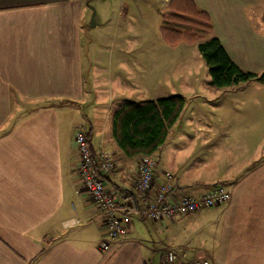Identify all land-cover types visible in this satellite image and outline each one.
I'll return each instance as SVG.
<instances>
[{"label": "crops", "instance_id": "crops-1", "mask_svg": "<svg viewBox=\"0 0 264 264\" xmlns=\"http://www.w3.org/2000/svg\"><path fill=\"white\" fill-rule=\"evenodd\" d=\"M92 1L0 0V264H167L170 248L184 252L179 264L199 259L264 264V84L258 82L228 88H249L242 101L254 94L251 105H216L213 92L187 120L185 98L179 121L154 154L157 182L164 172L173 174L178 196L222 185L231 200L177 221L145 223L132 215L128 239L109 252L100 247L104 218L77 177L75 134L78 128L88 134L93 155L99 148L119 151L110 136L113 100L164 96L146 95L155 90L138 82L131 69L127 89L120 79L114 83L125 91L100 97V61L89 63L90 76L84 64L89 33L100 24L94 22L95 12L90 14ZM136 1L159 14L162 26L174 0ZM191 1L208 14L214 34L239 68L264 72V14L248 13L260 0ZM116 14L127 18L130 12L120 2ZM121 39L124 43H111V61L118 52L126 56L137 50L131 38ZM182 43L187 42L175 45ZM137 63L123 60L118 66L136 68ZM91 92L98 107L107 104L103 120L93 115L84 118L85 125L71 126L64 117L67 107L78 114ZM116 157L117 172L108 186L128 203L122 195L133 186L139 159L120 151ZM142 224L145 238L137 235Z\"/></svg>", "mask_w": 264, "mask_h": 264}, {"label": "rangeland", "instance_id": "rangeland-1", "mask_svg": "<svg viewBox=\"0 0 264 264\" xmlns=\"http://www.w3.org/2000/svg\"><path fill=\"white\" fill-rule=\"evenodd\" d=\"M155 1L156 0H153V2ZM120 2L124 10H129L130 12L127 18H125L126 14H120V16L117 17L116 12ZM99 4L101 5L100 7ZM256 6V8L248 9V13L264 14V0H260ZM90 7L93 9L90 8V14H92L93 11L95 12L94 22L100 24L89 33L87 56L84 57V64L87 65L88 68H85L89 71L90 76L94 68H91L89 63L95 58L100 61L97 68L98 72H100L99 75L104 77L98 80V83H100V97H107L115 92L116 94L120 93L121 91L119 88L122 87L114 85L118 79L121 80L122 86L127 89L130 84L128 81H130L131 77H134L131 76L129 70L133 69L136 70V74L134 75L138 82L148 83L155 90L153 94L152 89L149 90L146 95L154 96L161 93L162 97L171 95L185 97L188 101L184 113L185 120L191 115L193 108L200 107L203 101L212 97L211 94L213 92L216 94L215 98H217L215 100L216 105L231 106L233 103L234 106H241V102L245 106L251 105L254 94L252 96H244L243 98H245V100L242 101V92L249 90V88L231 91L228 88L214 89L210 86L207 66L197 50V44L209 37L204 39V35H202V40L193 44L182 43L179 46H177L178 44L171 46L165 43L159 32V26H161L159 14H156L154 11H149L141 1L133 3V0H104L102 3V0H94L90 2ZM101 11L105 14H96ZM97 15L99 19H101V17L103 18V21L101 19L102 22L98 21ZM121 38H131V42H136L135 48H137V50H133L126 56L118 52L116 56H114V61H111L112 53L114 52L111 43H124ZM84 52L85 50H83V53ZM123 60L130 63L131 60H137V67L131 68L129 65L124 67L118 66V62ZM245 85L234 87L240 88ZM124 88H122L123 91H125ZM131 96V101H137L136 94H132ZM96 97L97 94L95 95V93L91 92L90 98H86L79 105L78 114L74 110L70 111L67 107L66 111L68 112L64 117L71 122V126L85 125L84 118L92 117L93 115L103 120V113L101 112L103 108L106 109L107 104L98 107L95 104L97 101L95 100ZM113 101L116 103L119 102L117 100ZM63 109L64 108L60 109V113H62L61 111ZM256 139L257 138L254 137L252 145H254ZM185 141V139L181 140V142ZM100 149L101 148H99V150ZM252 150L253 149H250L251 152ZM250 151L248 155H251ZM116 152L114 153L116 154ZM163 178L164 173L161 179ZM92 204L94 206L93 202ZM94 208L99 215L103 216L101 210L96 206H94ZM147 225L149 226V224ZM137 235L142 238H145L147 235V231L143 224L137 227Z\"/></svg>", "mask_w": 264, "mask_h": 264}, {"label": "trees", "instance_id": "trees-1", "mask_svg": "<svg viewBox=\"0 0 264 264\" xmlns=\"http://www.w3.org/2000/svg\"><path fill=\"white\" fill-rule=\"evenodd\" d=\"M162 39L169 45L181 41L197 44V50L208 69L210 86L225 89L257 81L264 84V72L258 74L239 68L229 57L219 38L214 34L209 16L191 0H174L162 15ZM186 99L171 95L155 101L122 100L111 106L110 136L121 154L127 158H141L156 154L165 143L169 132L179 121ZM87 141L88 134H86ZM91 149V147H90ZM95 156V155H94ZM129 212L138 210L134 196L124 191Z\"/></svg>", "mask_w": 264, "mask_h": 264}, {"label": "built area", "instance_id": "built-area-1", "mask_svg": "<svg viewBox=\"0 0 264 264\" xmlns=\"http://www.w3.org/2000/svg\"><path fill=\"white\" fill-rule=\"evenodd\" d=\"M74 139L79 154L78 178L94 206L103 213L105 237L100 247L106 252L112 251L128 239L132 215L145 223L177 221L199 211L225 205L231 200L230 192L222 185L214 186L197 196H178L174 188L173 174L164 172V178L157 182V160L151 155L139 158L134 183L130 189L138 210L126 211L124 201L108 186V179L117 172L116 154L101 148L94 156L82 128H78ZM184 256V252L170 248L166 252L165 260L167 264H179ZM187 264L210 263L199 259Z\"/></svg>", "mask_w": 264, "mask_h": 264}]
</instances>
